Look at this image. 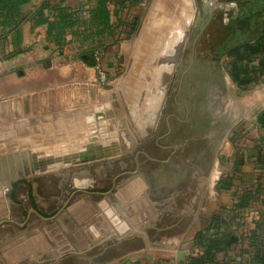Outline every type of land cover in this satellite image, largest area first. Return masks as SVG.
<instances>
[{
    "label": "crops",
    "instance_id": "1",
    "mask_svg": "<svg viewBox=\"0 0 264 264\" xmlns=\"http://www.w3.org/2000/svg\"><path fill=\"white\" fill-rule=\"evenodd\" d=\"M43 3L48 5L44 9L47 22L38 25L37 9ZM59 8L69 17H58ZM98 8V0H30L18 9L19 15L9 26L0 19V264H172L191 256L194 238L211 214L202 222L198 220L194 230L187 234V224L191 223L194 211L196 216L200 211V203L190 198L184 210L175 206L174 221L169 228L166 224L161 226V215L155 216V211H151L156 206L144 201V191L128 189L136 172L126 183L106 190H77L79 195L74 200L69 192L66 198L51 203L33 200L30 190L23 199L16 195L19 186L30 184L31 180L29 175L19 177L16 156L24 173L23 153L27 157L30 154L44 158L66 156L38 151L29 145L53 136L44 131L56 127L62 131L59 135L65 136L62 141L69 142L85 134L86 126L128 123L141 127L136 129L138 141L152 135L162 116L166 93L171 87L176 92L182 57H215L209 61L217 62L216 69L224 77L225 89L234 95L229 92L231 99L222 95V100L226 108L240 112L236 118L238 129L246 133L248 147L252 148L249 150L252 158L241 154L246 160L238 167L242 169L252 160L258 177H262L261 181H255L254 188L264 187V171L259 169L254 157L255 147L261 140L264 144V129L258 120L264 111V67L260 66L264 51L252 56L254 61L247 70L254 80L246 86H238L231 79L229 69L234 56L227 52L242 42L264 41V0H149L146 5L111 0L107 5L109 23L98 13ZM251 8L254 20L249 26L241 25ZM66 22L72 26L63 32L59 24ZM53 24L56 27L51 29ZM95 46L105 50L108 85H101L95 69L86 63V49ZM175 57L181 58L176 62ZM120 68L124 70L117 77ZM205 69L208 70L207 65ZM209 76L212 73L204 78ZM116 83L118 86L114 88ZM212 93L217 97L222 91L214 89ZM38 125L42 126L41 133ZM97 139L102 140L101 137L90 140ZM213 170L199 179L203 182L202 191L212 182ZM240 176L237 183L248 186L253 180L244 171ZM228 184L221 186L227 190ZM59 187L64 189L62 185ZM112 190L116 191L113 197ZM137 201L139 213H134L138 221L135 224L126 211ZM259 201L243 214L246 225L259 209ZM91 205L98 209V214L84 221L74 217L88 211ZM113 208L123 218L117 225L113 224L114 215H105L106 210ZM99 215L105 218L101 227L106 230L104 224H107L109 228L104 235L94 226L90 228L96 242H91L84 232L89 239L87 247L73 243L61 227L65 225L75 233L72 223L79 229L92 220L98 222ZM181 252H186L183 259L179 256ZM218 258L223 260L224 255Z\"/></svg>",
    "mask_w": 264,
    "mask_h": 264
},
{
    "label": "rangeland",
    "instance_id": "2",
    "mask_svg": "<svg viewBox=\"0 0 264 264\" xmlns=\"http://www.w3.org/2000/svg\"><path fill=\"white\" fill-rule=\"evenodd\" d=\"M192 60V57H182V71L180 75L183 74L186 76V78H189L190 76L193 77L192 82L194 83H189V79H187L184 84L182 83L183 89L179 101L187 104L190 101V97L194 93L197 95H195V98L197 99L193 106L192 115L198 111V108L201 109L203 119L205 120V122L202 123L204 125L203 129L206 130L210 128V124L216 119L221 122L225 121L228 116L231 119H234L230 125L226 123L227 130L225 131V134L221 136L219 144L220 146L216 148V151H214L216 158L213 170L214 174L212 177L213 180L211 179L212 182L207 186V189L204 188L203 191L200 186L203 182H199V186H194L197 189L195 190V193L192 195L191 199L196 200V202L200 203L201 205L199 204V207L197 206L198 210H200L198 211V215L196 216V211H194V217H192L191 223L189 222L190 224H187V234L190 233L189 231L192 228L194 230L195 224L198 220H201L202 222L203 219L209 214L223 212L225 209H231L234 206L235 198H240L242 195V191L238 189L252 187L255 185V181H257L258 177V173L254 166L255 164L252 162V160H248V164H246L242 169L238 167V161L241 154L246 153L248 156H250L252 153H250L249 150H252V148L248 147L249 140L245 136L246 133L242 132L240 128L238 129L236 118H238L240 112L235 113L233 111V113H231L230 108H226L227 105L222 100V95L227 96L228 99H231L229 96L230 91L228 92L227 88L225 89L224 87V89L221 90L222 94L220 96L217 95V97H213L210 93H203L201 82L204 80L205 75H209L212 72V62L204 63V57H196L195 60ZM206 60L207 59H205V61ZM190 65H194L192 71L190 69ZM206 65L208 70L205 69ZM122 70L124 69L120 68L118 70L116 74L117 77L121 75L123 72ZM185 70L187 75L183 73ZM179 82L180 78L178 79L177 77L176 83ZM113 86L116 88L118 85L116 83ZM173 91L174 89L171 87L170 92L174 93ZM230 94L234 96L232 92H230ZM210 104L215 105L212 108L213 110L209 109L208 105ZM178 111L183 113V109L179 108ZM214 123L216 122L214 121ZM85 128V134H82L78 140H71L69 142L62 141L65 136L59 135L62 131L54 127L51 131H44V133L53 135L49 136L47 140L29 143V145L35 149L37 148L38 151L48 150L50 152L52 151L51 153L53 154L65 153V155H68V157H53L52 160H54L55 163L50 166V168L44 167L45 169L43 168L37 173H31L29 175L31 177L29 179H34L35 177L40 179V184L37 187L44 192V195H48L51 198L52 195L57 196L62 194V192L65 190L71 194L77 190L94 191L98 189L97 187H103L106 190L112 185L115 187L120 183H126L130 176H132L131 173H135L134 168L136 166L130 160L136 157V146H138L139 143L136 129H140L141 127H134L128 123H123V125H117L114 123L113 126L107 125L99 127L94 125L86 126ZM245 128L248 129L246 126ZM38 130L39 133L42 132L41 125H38ZM71 133L72 132H70V137H72ZM94 137H101L102 140L97 139L98 141H91L90 139H93ZM131 137L134 139L131 140ZM51 138L53 139L51 140ZM112 138L113 141H110ZM251 141L253 142V139ZM212 144H216V141H214ZM23 145L21 149L24 148ZM90 145H97L102 149L100 151H94L91 156H87V159L82 160V158L85 157L84 152L89 148ZM85 154H88V151H86ZM178 164L180 165L181 163ZM51 171L52 174H46L47 172ZM68 171L70 175L69 178L66 176L63 181L60 180L61 182H65V180H67V184H60L58 181L62 175L61 173ZM243 171L248 175H251L253 178V180L249 181L248 186L244 182L237 183V181L240 182V174ZM139 175L143 178V174L139 173ZM158 176V182L164 184L167 180V175L163 174V171H160ZM144 178H147V176H144ZM228 183H230V187L228 186L229 189L227 190L224 189V186H221L222 184L227 185ZM61 185L64 187L63 190L59 187ZM9 187L11 188V185H9L8 188ZM29 190L30 186L24 184L19 189H17L16 195L23 199V197H28L27 192ZM115 192L116 191L112 190V197ZM172 192L173 191H169V194H172ZM43 197L46 199V196ZM43 197L39 198V201H43ZM59 197L61 196L59 195ZM173 198L174 197L171 196L167 198L166 201L173 200ZM191 199L189 198L188 200ZM188 200L182 202V205L180 206L181 209L184 210L187 204H189L186 202ZM170 202L171 204H174V200ZM159 207L157 210L153 208L151 211H155V216L163 214L167 215L165 216L166 221L169 219L171 220L168 221L170 223L166 224L167 228H169L168 226L173 224L174 220L172 217L176 208L174 205L168 206L167 204H162ZM148 209L150 208L148 207ZM147 212L149 213V211ZM148 225L150 224L148 223L145 227ZM140 263L142 264V262Z\"/></svg>",
    "mask_w": 264,
    "mask_h": 264
},
{
    "label": "flooded vegetation",
    "instance_id": "3",
    "mask_svg": "<svg viewBox=\"0 0 264 264\" xmlns=\"http://www.w3.org/2000/svg\"><path fill=\"white\" fill-rule=\"evenodd\" d=\"M210 58L215 57H204V63L210 62ZM192 59L195 60L196 58L192 57ZM205 59L208 61H205ZM216 63L215 61L212 62V68L214 67L211 72L212 76L204 78L201 82L203 93H210L213 97L215 95H213L212 90H223L225 85L222 73L216 69ZM192 66L194 65H190V67ZM186 70L183 73L187 75ZM179 78L180 82L176 86L177 93H171L170 90L167 93L165 107L155 131L152 135L139 140L138 146H136V157L130 160L136 166L134 168L137 173L136 177L140 176L139 173L143 174V178L140 177L147 185L146 192L144 191L145 195H143L144 198L149 203H152V205L157 206L156 209L162 204H167L168 206L174 205L170 202L173 200L176 203L174 206L178 205L180 207L183 201L192 197L197 189L194 186H199L200 181L198 178L208 176L209 172L214 169L216 158L214 151L220 146L221 136L227 130L226 123L230 125L234 119H231L229 116L223 122L216 119L217 121L214 120L216 123L213 121L209 129H203L204 125L202 123L205 120L203 119L201 109L198 108V111L192 115L193 106L197 99L195 98L196 94L192 93L193 95L187 104L179 101L184 82L187 79H189V83L192 82L193 77L186 78L182 74ZM214 106L208 105L209 109H212ZM179 108L183 109V113L178 111ZM233 111L237 112V110L231 108L230 112L233 113ZM214 141H216V144L213 145ZM177 162L181 164L179 165ZM160 171H163V174L167 175V180L164 184L158 182ZM66 176L69 178V171L64 172L58 182L62 185H64L63 183L67 184V180L61 182ZM144 176H147V178H144ZM39 184L40 179L36 177L30 180V184L27 183L30 186L33 200H39V198L46 196V199L43 197V201L41 202L51 203L56 199H64L68 195V191L65 190L62 194H59L61 197L59 195H52L50 198V196L44 195V192L40 188L38 189L37 186ZM97 188L104 189L103 187ZM169 191H173L172 194H169ZM78 195L79 193L74 191L69 197H71V200H74ZM94 196L101 197V195ZM171 196L174 197L173 200L166 201ZM165 216L167 215H161L159 223L161 226L171 221L170 219L166 221Z\"/></svg>",
    "mask_w": 264,
    "mask_h": 264
},
{
    "label": "trees",
    "instance_id": "4",
    "mask_svg": "<svg viewBox=\"0 0 264 264\" xmlns=\"http://www.w3.org/2000/svg\"><path fill=\"white\" fill-rule=\"evenodd\" d=\"M30 0H0V19L3 24L9 26L18 14V9L28 3ZM111 0H98V13L103 16L106 23H109L107 15V5ZM139 4V0H129ZM48 8L43 3L37 10L38 25L46 23L47 19L44 15V9ZM61 18H68L63 9H58ZM245 14V12L243 13ZM254 11L249 9L245 15V19L241 25L249 26L254 20ZM56 24L51 26L54 29ZM61 31L65 32L66 28H71V24H59ZM17 27V25H16ZM19 32V31H18ZM98 49H104L102 46H95L86 49L88 56L87 64L95 65L94 54ZM243 49V51H242ZM264 51V41L242 42V45L227 52H232L234 61L231 63L229 74L231 79L238 86H246L253 82V78L248 76V64L253 62V55ZM260 66L264 67V59L260 61ZM259 124L264 129V111L259 115ZM255 163L259 169L264 171V144L257 145L254 149ZM248 158V157H247ZM249 158H252L249 156ZM246 157H239V165L245 164ZM264 177V176H263ZM262 177L259 176V181ZM261 181V180H260ZM255 187V185H253ZM239 188L242 191L240 198L234 203L231 209H225L223 212L211 214L205 226L196 235L193 241L191 256L180 261L181 264H264V187ZM243 189V190H242ZM259 201V209L256 210L254 218L246 225L243 222V214L252 209ZM261 204V205H260ZM223 254L224 259L219 260V255Z\"/></svg>",
    "mask_w": 264,
    "mask_h": 264
},
{
    "label": "water",
    "instance_id": "5",
    "mask_svg": "<svg viewBox=\"0 0 264 264\" xmlns=\"http://www.w3.org/2000/svg\"><path fill=\"white\" fill-rule=\"evenodd\" d=\"M184 47V45H182V48ZM176 58V62L179 61V59L181 57H175ZM167 94V93H166ZM167 97V95H166ZM224 97H227V96H224ZM102 148L95 145V146H89V148L86 150L88 151V154H85L84 152V156L82 158V160H85L87 159V156H91L92 153L94 151H100ZM107 150V149H106ZM107 153V151H106ZM105 153V154H106ZM30 157H27V154L26 153H23L22 154V160H23V165H24V169H25V173L23 172V167H22V163L20 162V159H19V156H16V161H17V165H18V169H19V177L23 178L25 175H30L31 173H37L39 170H42L44 167H48L50 168V166H52L55 161L52 160L53 157H49V158H44V157H40L38 155H33V154H30L29 155ZM64 157H68V155L64 156ZM10 160V163L12 164V159L9 158ZM3 166H4V169H5V175H6V179H9L10 176L8 174V170H7V164H6V161L5 159H3ZM45 169V168H44ZM129 184H131L129 186L128 189H131V187H135L137 189V191L139 193H142L143 191H145L147 189V185L146 183L144 182V180L140 177V176H137L134 180H132ZM118 198L122 199L121 196L118 194L116 195ZM135 196V194H134ZM131 197H127L128 200H130ZM145 202H148L147 199H144ZM139 201L131 204L130 207H128L127 209V215L129 217L132 218L133 222L135 224H138V221L136 220L135 218V215L134 213H136V215L139 213V208H138V203ZM142 202V200H141ZM70 211H73V209H70ZM98 209L91 205V208L88 210V211H85L81 214H75L74 217L77 219V220H81V221H84L85 219H88L89 217L95 215V214H98ZM113 212V214H112ZM153 212V211H152ZM116 210L113 208V209H108L105 211V215L108 216V217H112L113 215V224L114 225H117L118 223H120L122 216H119V213H117ZM116 214V215H115ZM65 215H67V213H65ZM116 216V217H115ZM139 216V215H138ZM60 220V219H58ZM105 222V218L102 216V215H99L98 216V222L97 220H92L91 222L87 223V224H83L79 229H77V227L72 223V230L75 232H71V230L69 229V227L65 226V225H62L61 227L63 228L65 234L68 235V237L71 239V241L73 243H77L78 245L81 244V248L83 247H87L89 246V239L91 242H96L95 239V235H93V233L91 232L90 228L91 227H95L97 228L98 230H100V233L101 235H104L106 234V230L109 228V226L107 224H104L105 229H103L101 227V224H103ZM86 233V235L88 236L89 239H87L83 233ZM98 237V236H97ZM92 239V240H91ZM79 242V243H78ZM186 255V252H181L179 253V256L181 259H183V257Z\"/></svg>",
    "mask_w": 264,
    "mask_h": 264
},
{
    "label": "built area",
    "instance_id": "6",
    "mask_svg": "<svg viewBox=\"0 0 264 264\" xmlns=\"http://www.w3.org/2000/svg\"><path fill=\"white\" fill-rule=\"evenodd\" d=\"M149 0H139V4L146 5ZM95 65L93 68L97 73V80L101 85H108L110 82L107 71L105 70V50L98 49L94 54ZM172 264H181L180 261H175Z\"/></svg>",
    "mask_w": 264,
    "mask_h": 264
}]
</instances>
